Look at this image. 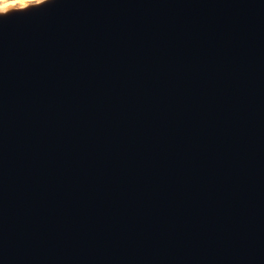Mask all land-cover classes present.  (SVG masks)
I'll list each match as a JSON object with an SVG mask.
<instances>
[{
    "label": "water",
    "instance_id": "water-1",
    "mask_svg": "<svg viewBox=\"0 0 264 264\" xmlns=\"http://www.w3.org/2000/svg\"><path fill=\"white\" fill-rule=\"evenodd\" d=\"M0 13V264H264V0Z\"/></svg>",
    "mask_w": 264,
    "mask_h": 264
},
{
    "label": "snow or ice",
    "instance_id": "snow-or-ice-1",
    "mask_svg": "<svg viewBox=\"0 0 264 264\" xmlns=\"http://www.w3.org/2000/svg\"><path fill=\"white\" fill-rule=\"evenodd\" d=\"M24 3V0H0V11H7L8 7H15Z\"/></svg>",
    "mask_w": 264,
    "mask_h": 264
},
{
    "label": "clouds",
    "instance_id": "clouds-1",
    "mask_svg": "<svg viewBox=\"0 0 264 264\" xmlns=\"http://www.w3.org/2000/svg\"><path fill=\"white\" fill-rule=\"evenodd\" d=\"M50 2V0H24V3L21 4V5H18L19 8L21 9H24L26 5L28 4H35V5H38V6H42V5H45L46 3ZM0 13H10V12H7V11H0Z\"/></svg>",
    "mask_w": 264,
    "mask_h": 264
}]
</instances>
